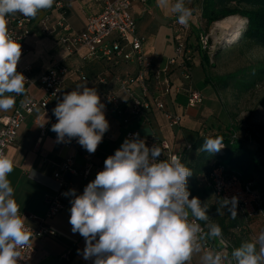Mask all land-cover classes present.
Returning <instances> with one entry per match:
<instances>
[{
  "label": "clouds",
  "instance_id": "9594fccd",
  "mask_svg": "<svg viewBox=\"0 0 264 264\" xmlns=\"http://www.w3.org/2000/svg\"><path fill=\"white\" fill-rule=\"evenodd\" d=\"M55 0H0V112L12 110L16 97L26 94L27 78L17 71L21 44L8 31L7 16L19 13L35 18L39 11L53 7ZM157 7L168 10L177 23L189 27L193 11L185 0H156ZM14 93L15 95H6ZM23 103V101H21ZM105 105L95 88L78 85L63 95L52 109L57 122L51 131L57 142L77 143L94 154L109 130ZM43 126V125H42ZM221 137H207L200 151L215 153L222 149ZM157 144L147 146L139 133L126 138L104 161L82 194L71 196L69 223L72 233L85 240L80 253L92 264H189L201 253L208 240L222 236L218 224L211 223L208 207L187 188L192 169L177 156L159 159ZM12 159L0 152V264H18L21 249L29 246L34 232L26 225L8 179ZM238 198H223L217 207L232 219L237 217ZM199 221L205 222V228ZM235 264H264V231L255 242H242L231 253ZM226 257L209 249L200 256L201 264H224Z\"/></svg>",
  "mask_w": 264,
  "mask_h": 264
},
{
  "label": "crops",
  "instance_id": "0c3cea01",
  "mask_svg": "<svg viewBox=\"0 0 264 264\" xmlns=\"http://www.w3.org/2000/svg\"><path fill=\"white\" fill-rule=\"evenodd\" d=\"M62 2L70 34H78L83 31L87 18L99 14L101 10L100 5L93 0H63ZM185 4L193 11L196 0H185ZM130 13L136 23L137 33L145 37L144 51L146 55L156 67H163L166 61L173 57L177 35L174 31L173 20L176 16L168 10L157 7L156 0H145L143 3L133 2ZM14 14L21 15L13 13L7 17ZM44 17H48L52 24L59 19V13L56 12L54 5L50 9L39 11L35 18H31L29 25L31 35L22 44L26 53L21 56L17 65V71L30 82L25 86L29 98L37 101L42 99L43 90L39 79L54 64H63L69 70V74L66 76L58 96L48 103L46 109L37 108L24 118L15 143L4 152L12 159L14 165L13 172L8 176L15 190L14 198L20 206L21 213L27 219L26 225L30 227H37L38 220L45 218L47 209L44 199L55 194L56 184L52 176L57 164L67 156L74 154L73 149L64 148L53 136L51 126L57 120L52 109L59 100H62L65 93L73 91L82 83L95 88L101 96L104 88L98 83L99 76L115 72L124 73L126 69L131 71V68L123 65L122 68H118L114 72L102 61L83 60L84 50L73 55L68 54L58 40L61 35L60 31L50 37L41 34L38 22ZM7 26L9 28V23ZM170 35L173 37L172 41H170ZM82 78H86V80L82 81ZM175 78H173L175 79L173 80L174 86L179 85L177 77ZM192 85L196 89L193 83ZM106 89L118 94L120 92L113 80L109 81ZM199 92L201 93V91ZM6 95L14 96L15 94L6 93ZM202 96L205 101L210 99L203 94ZM167 107L172 113L182 116L180 128H169L163 115L159 112H152L143 118L131 121L128 126H122L112 112L104 109L110 127L96 152L92 154L94 162L104 168L105 159L114 154L115 150L121 146L128 132H138L140 138L144 140L148 135H154L169 144L171 154L178 155L187 142L185 131L194 127L190 118H197L200 112L197 111L198 109L193 110L186 106L183 94L171 96L167 101ZM15 108L16 105L10 111L0 112V120L11 116ZM168 129L172 131L170 134ZM76 162L80 167L81 159L79 157L76 158ZM72 182L76 193L82 194L84 187L90 181L74 178ZM70 207V202H68L59 215L52 219H45L44 224L56 233V237L40 238L33 242L30 264H92V260H85L78 253V250L82 252L84 249L85 240L79 233L74 234L71 231ZM203 251L194 254L189 264H201L200 256Z\"/></svg>",
  "mask_w": 264,
  "mask_h": 264
},
{
  "label": "built area",
  "instance_id": "2783aa9c",
  "mask_svg": "<svg viewBox=\"0 0 264 264\" xmlns=\"http://www.w3.org/2000/svg\"><path fill=\"white\" fill-rule=\"evenodd\" d=\"M93 1L100 5L101 10L99 14L87 18L83 31L70 34L63 14L64 5L60 1L55 3L59 19L54 24L50 23L48 17L38 22L41 34L50 37L60 31L58 40L68 54L73 55L84 50L83 60L102 61L111 71L115 72L123 65L131 68V71L125 68L124 73L115 72L97 78L98 83L104 88L100 96L101 102L104 103L106 110L116 116L120 125L128 126L133 120L143 118L152 112H159L169 128H180L182 116L172 113L167 107V101L171 96L183 94L186 106L191 108L201 107L204 104V97L192 85L190 70L182 66L183 58L188 55L183 45L175 43L173 57L168 59L163 67H156L144 51L145 37L137 33L136 23L130 13L133 2L143 3L145 0ZM6 18L9 23V34L21 44L22 55H24L26 50L22 44L31 35L29 27L31 18L23 15L21 18ZM201 43L202 48L205 49L206 38H203ZM68 74L67 67L56 63L39 79L43 90L41 100L29 98L27 89L24 96L16 97V108L13 114L0 120V152L4 153L15 143L18 130L26 116L37 108L46 109L48 103L58 96ZM174 75L179 85H173V80L176 79H173ZM84 80L82 78V81ZM110 80L119 87V94L106 89ZM29 83V80L26 81V85ZM136 133L138 132H128L126 138H131ZM53 136L57 140L56 133L53 132ZM145 141L149 147L157 144L161 148L162 155L159 159H169L171 156L179 158L178 155L170 153V146L166 141L154 135H148ZM59 144L64 148L73 149L74 154L57 164L52 176L56 184L55 194L44 199L47 210L45 218L38 220L39 225L37 227L27 225L32 228L34 235L29 246L21 249L18 264H30L32 245L35 240L56 237V233L44 222L45 219H52L64 210L71 196L66 197L63 193L73 189V179L92 181L97 172L103 170L94 162L93 155L82 148L76 139L70 143L59 142ZM77 157L81 159L80 167L77 166ZM66 175H69L70 179H67ZM208 184L213 195L220 201L225 197L229 199L233 196L237 197V211L244 218L251 219L258 216L264 218L261 197L252 190L250 183L242 182L238 175H227L223 168L218 167L211 171ZM209 249L220 251L226 256L229 245L218 238L215 243L208 240L203 250Z\"/></svg>",
  "mask_w": 264,
  "mask_h": 264
},
{
  "label": "trees",
  "instance_id": "16d2710c",
  "mask_svg": "<svg viewBox=\"0 0 264 264\" xmlns=\"http://www.w3.org/2000/svg\"><path fill=\"white\" fill-rule=\"evenodd\" d=\"M60 1L63 0H55L54 6L56 2ZM63 14L65 15V7ZM11 17L21 18L22 15L14 14ZM232 17L245 20L243 38L235 46L247 42L255 48L264 49V0H196L188 28L179 25L177 19L174 18L173 26L177 34L175 43H181L184 51L188 54L183 58L182 66L187 67L190 74H192L194 66L202 68L203 63H208L209 27ZM203 38H206L205 49L202 48L201 43ZM219 52V50L215 52L213 60ZM233 78L235 76H232ZM84 79L86 80V78ZM259 79L257 74L252 75L246 81L235 82V87L240 91H247L253 88ZM215 80L220 81L223 88L228 87V80L221 78ZM204 83L207 85L213 82L206 79ZM190 119L194 123V127L185 131L187 142L178 154L181 161L193 172L187 183V188L191 193L190 199L193 196L198 197L208 207L209 222L218 224L222 229V236L218 238L224 240L229 245V249L233 243L234 249L239 247V241L235 239L236 232L244 231L251 220L261 217L246 219L237 211V217L232 219L227 210L224 215H219L217 207L221 201L215 198L209 187V175L213 169L218 167L223 168L227 175H238L242 182L250 183L252 190L261 197L263 211L264 128L253 126L243 135H238V130L233 127H222L216 124L205 108L197 118ZM207 137H221L222 149L215 153L200 151L204 139ZM199 222L207 230L205 222ZM218 238L209 240L215 243Z\"/></svg>",
  "mask_w": 264,
  "mask_h": 264
},
{
  "label": "rangeland",
  "instance_id": "374dc122",
  "mask_svg": "<svg viewBox=\"0 0 264 264\" xmlns=\"http://www.w3.org/2000/svg\"><path fill=\"white\" fill-rule=\"evenodd\" d=\"M222 22L209 27L208 63H203L202 68L196 65L192 70V83L205 97L210 98L204 100L201 107H194L193 110L198 109L201 112L205 108L216 124L233 127L238 130V135H243L253 126L264 128V49L255 48L247 42L235 46L243 38L241 34L233 41L236 28L239 25L244 27L245 20L236 17L226 20V30L223 29ZM169 38L172 41L171 35ZM218 50L220 52L213 60L212 57ZM255 74L260 79L253 88L240 91L235 87V82L246 81ZM232 76L235 78L232 79ZM216 78L228 80V87L223 88ZM206 79L213 83L206 85ZM171 132L168 129V133ZM262 212L264 214V208ZM261 231H264V218H254L244 231L236 232L235 239L239 241V246L242 242H255ZM234 246L232 243L224 264H235L230 254Z\"/></svg>",
  "mask_w": 264,
  "mask_h": 264
},
{
  "label": "bare ground",
  "instance_id": "6f19581e",
  "mask_svg": "<svg viewBox=\"0 0 264 264\" xmlns=\"http://www.w3.org/2000/svg\"><path fill=\"white\" fill-rule=\"evenodd\" d=\"M228 19H230V18H228ZM228 19H226V20H228ZM226 20L225 21L223 20V22L221 23L223 25V27L225 26ZM223 29L226 30V27H224ZM236 29H237V32H235V34H234L233 41L241 36L242 31L244 30V27H242V25H239V27H237Z\"/></svg>",
  "mask_w": 264,
  "mask_h": 264
},
{
  "label": "water",
  "instance_id": "95a60500",
  "mask_svg": "<svg viewBox=\"0 0 264 264\" xmlns=\"http://www.w3.org/2000/svg\"><path fill=\"white\" fill-rule=\"evenodd\" d=\"M66 178H67V179H70V176H69V175H66Z\"/></svg>",
  "mask_w": 264,
  "mask_h": 264
}]
</instances>
